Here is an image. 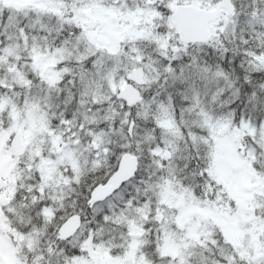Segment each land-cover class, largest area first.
<instances>
[{"label":"snow or ice","instance_id":"6c2138e0","mask_svg":"<svg viewBox=\"0 0 264 264\" xmlns=\"http://www.w3.org/2000/svg\"><path fill=\"white\" fill-rule=\"evenodd\" d=\"M0 264H264V0H0Z\"/></svg>","mask_w":264,"mask_h":264}]
</instances>
